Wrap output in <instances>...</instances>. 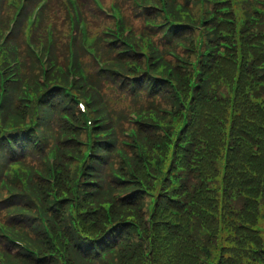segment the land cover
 <instances>
[{"label":"trees","instance_id":"trees-1","mask_svg":"<svg viewBox=\"0 0 264 264\" xmlns=\"http://www.w3.org/2000/svg\"><path fill=\"white\" fill-rule=\"evenodd\" d=\"M178 2L199 13V2L195 6L193 0ZM152 14L151 10L140 14L141 25L134 29L153 35L163 48L164 56L175 65L169 76L179 91L162 80L153 82L149 75L139 78L128 72L129 77L124 78L122 73L99 70L90 57L84 61L91 83L104 95L103 99L92 91L94 106L105 115V127L116 128L119 137L104 135L95 140L77 198L74 183L86 149L81 144L86 133L63 120L62 113L76 118V125L83 123L82 117L62 91L41 92L40 87L41 99L27 106L26 94L19 86L10 87L4 109L19 114L13 122L22 128L24 120L34 117L42 136L39 140L38 132L25 131L17 151L0 139V168L18 165L21 170L20 178L9 179L13 193L1 191L0 219L31 248L42 253L38 243L47 246L54 258L37 261L25 253L14 255L7 248L9 241L0 235L4 263L62 264L61 256H65L69 264H264L263 239L256 229L255 214L264 202V42L254 43L264 39V33L249 36L243 30L232 42L219 30L208 31L213 34L204 36L199 57L198 31L191 21L161 36L155 27L143 28L146 16L164 19L161 12ZM223 25L219 22L220 28ZM175 42L186 43L190 50ZM259 45L262 49L255 51ZM20 46L24 77L35 83L41 70L32 63L27 47ZM99 49L111 56L104 44ZM170 49L188 61H199L201 74L193 73L191 65L180 67L169 56ZM53 52L56 60L66 65L68 45L62 38ZM154 54L150 53L153 68L159 59ZM141 62L147 65L148 59ZM160 66L158 75L168 74ZM178 75L186 81H180ZM41 106L51 113L38 109ZM144 110L154 112L147 123L135 124L131 111ZM131 127L136 128L138 139L128 138L131 146H122L123 131ZM54 144L61 147L57 191L35 171L31 179L25 171V165H30L48 173L49 166L35 156ZM118 148H124L128 157L118 155ZM71 200L76 206L73 217ZM79 206L86 211L81 213ZM40 213L48 218L64 254L49 241ZM127 220L133 224H123ZM59 233L71 241V246ZM104 253L108 254L103 258Z\"/></svg>","mask_w":264,"mask_h":264},{"label":"rangeland","instance_id":"rangeland-1","mask_svg":"<svg viewBox=\"0 0 264 264\" xmlns=\"http://www.w3.org/2000/svg\"><path fill=\"white\" fill-rule=\"evenodd\" d=\"M103 3L108 7L114 2H119L121 6L126 11V14L129 16L130 19H132V23L136 26L138 24L141 25V20L137 19V16H135L136 11H139V5L137 4L136 0H102ZM83 5L87 8L90 20H91V26L93 29H91V33L93 36L102 33V30L105 28V26L112 24V15L106 13L104 14H97L95 9L93 8L94 5L90 0H83ZM178 5V4H177ZM136 10V11H135ZM139 13V12H138ZM51 16L57 23V31L59 34V37L62 38L63 42L66 41V34L70 31V27H68V21H67V14L65 12L64 5L62 1L57 0L55 3L52 4L51 7ZM185 18L189 19V15ZM149 47L152 51H156L155 48L149 44ZM260 225H262V230L264 232V222L261 220Z\"/></svg>","mask_w":264,"mask_h":264}]
</instances>
